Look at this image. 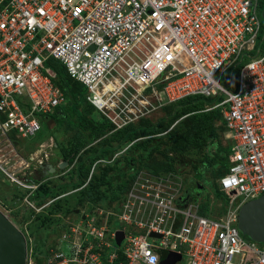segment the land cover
I'll list each match as a JSON object with an SVG mask.
<instances>
[{"label":"built area","instance_id":"2783aa9c","mask_svg":"<svg viewBox=\"0 0 264 264\" xmlns=\"http://www.w3.org/2000/svg\"><path fill=\"white\" fill-rule=\"evenodd\" d=\"M261 1L0 0L1 135L34 137L35 114L64 103L57 63L115 129L131 121L130 100L119 106L116 96L160 83L167 104L211 100L199 112L217 111L229 139L227 167L216 182L228 198L222 216L199 215L190 200L178 203L180 181L173 189L142 184V195L118 204V226L91 218L77 239L65 238L69 257L58 251L44 264H158L156 250L180 255L175 264H264V243L237 228L239 208L264 196ZM109 84L114 91L104 92ZM117 231L123 238L115 247Z\"/></svg>","mask_w":264,"mask_h":264},{"label":"rangeland","instance_id":"374dc122","mask_svg":"<svg viewBox=\"0 0 264 264\" xmlns=\"http://www.w3.org/2000/svg\"><path fill=\"white\" fill-rule=\"evenodd\" d=\"M261 5L262 14L264 0L261 1ZM262 29H264L263 26ZM58 69L61 68L58 67ZM69 85L74 91L79 84L71 80ZM160 89L161 84L155 83L139 95L129 90L130 93L122 92V96H116L119 106L126 102V99L130 100L127 106L131 111L127 113L132 119L130 126L136 129V133L140 132L141 127L151 131L145 136L137 135L132 142L116 144L112 139L115 126L109 123V127L94 136L95 133L91 132L92 128L98 124L99 120L106 121L105 117L86 101L78 100L77 98L84 97V93L81 97L76 92L75 97L76 95L77 97L65 105L64 111L55 114L58 122L47 119L45 127L41 130V141H37L38 138L26 140L21 137L17 139L14 134H0V211L10 219L24 237L26 264H44L48 256L52 258L58 251L63 256L69 257L70 251L65 245V238L77 239L81 229H88L87 222L91 218L96 220V225L112 227L115 213L119 211V207L115 208L116 204L132 198V195H142L146 191L141 187L142 184L156 182L173 189L180 181L181 188L178 194L188 186L197 185L199 188L196 187L194 193L198 195L193 198L197 203V213L207 218H215L225 213L228 198L218 189L216 182L225 170L227 156L223 149L226 150L229 139L226 138L218 112L210 111L213 114L214 138L206 144L200 143L202 147L190 143L181 145L185 147H179L177 145L185 142V138L191 132L192 117L200 113H210L199 112L205 105L209 106L210 102L196 104L198 105L196 112L181 113L186 102L177 106L167 104L160 94ZM117 98H120L119 102ZM112 100V109L115 111V95ZM72 101L75 110L70 106ZM187 106H190V103ZM77 114L86 120L84 127L78 122ZM152 139L155 140L154 144H151L153 146L148 154H144L141 158V152L137 150V147L142 142ZM104 146H111L112 159L91 162L89 172L94 174L95 181L100 177L101 170L109 163L110 166L115 165L116 162L124 165L128 157H131L134 162L132 169L127 172V175H132L129 178L126 175L120 183H98V187L104 193V199L96 204H90L85 201L86 199L80 198L76 189L73 188L70 189L72 191L68 192L70 194L59 209L47 212L48 201L37 205L32 191L25 190L21 185L16 184L24 178L34 180L35 185L44 184V182L60 184L64 180L71 181L75 162L81 159L88 161L93 159V153H98ZM65 155H67L66 159L63 158ZM37 164L40 165L37 166ZM59 164L62 165L59 166ZM46 165H51L54 172L44 174ZM110 174L111 172L108 173ZM123 181L126 183L123 185L122 192H117V188ZM60 192L59 190L58 193ZM232 195L233 193H230L229 196Z\"/></svg>","mask_w":264,"mask_h":264},{"label":"trees","instance_id":"16d2710c","mask_svg":"<svg viewBox=\"0 0 264 264\" xmlns=\"http://www.w3.org/2000/svg\"><path fill=\"white\" fill-rule=\"evenodd\" d=\"M53 66V70L55 72V76H56V81L55 83L59 85L60 89L63 91V93L65 94V97L67 98L68 102L70 100H72L73 98H76L78 94L81 95V97L83 96L84 93V88L81 85H78L77 89L72 91V89L70 88L69 85V79L66 77V73L65 70L56 64H52ZM58 67H60L61 69H58ZM109 89H113V86L108 85L106 86V90ZM75 92L77 93L76 97H75ZM107 92V91H106ZM78 100H80L81 102H83L84 98H77ZM75 100V99H74ZM211 100H208L206 98H202V97H191V98H186L183 99L181 101H178L174 104L180 105L183 102H186V106L184 107L183 110H181V113L183 112H196L195 110H197V106L196 104L198 103H205V102H210ZM67 102V103H68ZM190 103V106H187V104ZM74 103L72 101V103L70 104V106H72ZM69 106V107H70ZM21 108H27V104L24 103L21 105ZM65 106L62 108V111H64ZM73 110L74 107H71ZM58 112V109H57ZM56 114V113H55ZM55 114L52 116L53 121L56 123L59 120L57 118H55ZM36 118V120L38 121L39 125H40V129L39 131L35 134L34 137L30 138V140H34L35 138H38L37 141H41L42 139V135H41V130L45 127V122L48 119L47 115L44 114H35L34 116ZM77 119L78 122L80 123V125H82L83 127L85 126V122L86 120L83 119V117L80 114H77ZM193 121H192V129L191 132L189 133V136H187L185 138V142H183L182 144H178L177 146L179 147H185V146H181V145H185V143H190V144H195L197 146H203L200 145V143L202 144H206L210 141L211 138L215 137V130L213 127V114L210 113H200L198 115H195L194 117H192ZM108 126V121H103V120H99L98 124L94 125V127L92 128V131L94 136L100 134L101 132H103ZM139 128L138 133H136V129L133 128L132 126L129 127H125L121 130H117L114 131L112 133V139L113 141L116 142V144H120L122 142H132L135 138H137V135H141L143 134V136L146 135V133H149L151 131H147L144 129L147 128ZM40 134V135H39ZM38 135V136H37ZM148 142H142L140 146L137 147V150L141 152V158L144 157V154H148V152L150 151V148L153 146L151 144H154V139L152 140H147ZM133 149V148H131ZM129 151V150H128ZM225 155L227 156L228 153V148L223 149ZM112 149L111 146H104L101 147L100 151L98 153H93V159H89L88 160H79L76 161L74 166H73V175H72V179L71 181H66L64 180L62 183L60 184H55L56 182L52 183V184H47L48 182H44V184L40 183L38 185V187L36 188V190L33 192V195L35 196V199L37 201V205L40 204H44L45 202H49V204H47L48 206L47 208V212H53L56 209H59L60 206L62 205V203L65 202L66 197L68 194V192L72 191L70 189H76V191L78 192L80 198H82L85 201L90 202V204H96V202L101 201L102 199H104V193L100 190V188L98 187V183H120L121 179L123 177H125L129 172L130 169H132V165L134 160L131 157L127 158V161L124 165H120L119 162H116L115 165H111L110 163L107 164V166H105V168H103L101 170V174L100 177L98 178V180H94L93 175L89 172V167L90 165L95 162V160H105V161H110L112 159ZM67 155L63 156L64 159H66ZM70 161V160H69ZM87 161V163H85ZM67 162V161H66ZM92 162V163H91ZM204 165V164H203ZM227 167V162H226V166H225V170ZM224 170V171H225ZM111 172L110 175H108V173ZM128 178L130 176H132L131 174L127 175ZM134 176V175H133ZM50 181V180H48ZM95 183V184H93ZM126 183V181H123L122 184H120V186L117 188V192H122L123 189V185ZM62 186V187H61ZM58 189V190H57ZM68 189V190H67ZM59 190L61 191L60 193ZM64 190H66L65 192H63ZM67 193V194H66ZM66 194V195H65ZM113 194H115V191H113ZM65 195V196H64ZM57 197V198H55ZM51 198H55V200H50ZM34 199V197H33ZM58 199V200H57ZM60 199V200H59ZM42 202V203H41ZM47 202V203H48ZM119 204V203H118ZM118 204H116L115 208H118ZM116 223H114L115 226Z\"/></svg>","mask_w":264,"mask_h":264},{"label":"water","instance_id":"95a60500","mask_svg":"<svg viewBox=\"0 0 264 264\" xmlns=\"http://www.w3.org/2000/svg\"><path fill=\"white\" fill-rule=\"evenodd\" d=\"M63 164V163H62ZM62 164H59L62 165ZM65 164V163H64ZM44 174H51L54 168L45 166ZM237 228L250 240L264 243V196L244 203L238 211ZM150 236L158 237L155 234ZM122 232H115V246L120 244ZM158 264H175L180 255L156 250ZM0 264H26V247L22 233L0 212Z\"/></svg>","mask_w":264,"mask_h":264},{"label":"clouds","instance_id":"9594fccd","mask_svg":"<svg viewBox=\"0 0 264 264\" xmlns=\"http://www.w3.org/2000/svg\"><path fill=\"white\" fill-rule=\"evenodd\" d=\"M261 20H263L262 19V17H261ZM264 25V23H263V21H262V26ZM142 48V47H141ZM147 51H149L148 49H147ZM146 55H148V52L146 53ZM71 81V80H70ZM63 95H64V98H65V100H64V103H62L60 106H58V107H56V108H54L53 109V111H52V113H50V114H47V116H48V118L50 119V120H53L51 117L55 114V113H57V109H58V112H61L62 111V108L67 104V102H68V100H67V98L65 97V94L63 93ZM85 96H86V94H85V91H84V101H86L85 100ZM211 102V101H210ZM86 103H88L87 101H86ZM89 105H90V103H88ZM92 106V105H91ZM93 107V106H92ZM95 108V107H94ZM96 110H97V108H95ZM97 111H99V110H97ZM105 119V118H104ZM106 120V119H105ZM106 121H108V120H106ZM131 121H132V119H131ZM129 122L126 126L128 127V126H130L131 125V123L132 122ZM108 123L109 124H111L109 121H108ZM112 125V124H111ZM126 126H124V127H122V128H118V129H115L114 131H117V130H121V129H123V128H125ZM17 139H18V137L19 136H15ZM25 139V138H24ZM26 140H29V139H26ZM227 155H228V153H227ZM228 157V156H227ZM40 164H37V166H39ZM21 180H24L25 181V183H27V184H32L33 186H36L32 191L34 192L35 190H36V188L38 187V185L40 184V183H37L36 185L34 184V180H26V178H24V179H21ZM194 187V190L193 191H195L196 190V187H198L197 185L195 186V185H192L191 187H187L185 190H183V192H182V196L180 197V200H179V202L178 203H182V202H184L185 200L186 201H193V202H195V200H193V198H196L197 196H195V194H193V195H190L191 193H192V188ZM199 188V187H198ZM25 190H27V189H25ZM194 193V192H193ZM190 195V196H189ZM192 196H195V197H192ZM249 202V201H248ZM196 203V202H195ZM197 204V203H196ZM1 212V211H0ZM2 213V212H1ZM3 214V213H2ZM4 215V214H3ZM5 216V215H4ZM6 217V216H5ZM8 218V217H7ZM10 220V219H9ZM114 223H115V221H114ZM117 224V223H116ZM116 226H118V224L116 225ZM116 226H112L113 228L114 227H116ZM108 228H111V227H108ZM118 232V231H117ZM121 232V231H120ZM115 235V234H114ZM121 242V241H120ZM114 245H115V238H114ZM119 246V245H118ZM115 247H117V246H115Z\"/></svg>","mask_w":264,"mask_h":264},{"label":"bare ground","instance_id":"6f19581e","mask_svg":"<svg viewBox=\"0 0 264 264\" xmlns=\"http://www.w3.org/2000/svg\"><path fill=\"white\" fill-rule=\"evenodd\" d=\"M151 64H152V66L155 68V67H157L158 65H159V63L157 62V58H155V57H151ZM109 85H111V84H109ZM111 86H113V85H111ZM114 89L115 88H113V89H109V90H106V87H105V91L104 92H109V91H114Z\"/></svg>","mask_w":264,"mask_h":264},{"label":"flooded vegetation","instance_id":"af4514ba","mask_svg":"<svg viewBox=\"0 0 264 264\" xmlns=\"http://www.w3.org/2000/svg\"><path fill=\"white\" fill-rule=\"evenodd\" d=\"M193 190H194V187L192 188V193H191L190 195H193V194H195V196H197V195H198V193H193V192H194ZM190 195H189V196H190Z\"/></svg>","mask_w":264,"mask_h":264},{"label":"crops","instance_id":"0c3cea01","mask_svg":"<svg viewBox=\"0 0 264 264\" xmlns=\"http://www.w3.org/2000/svg\"><path fill=\"white\" fill-rule=\"evenodd\" d=\"M227 148H229V144H228Z\"/></svg>","mask_w":264,"mask_h":264}]
</instances>
